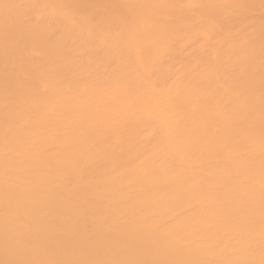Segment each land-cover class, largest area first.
Returning a JSON list of instances; mask_svg holds the SVG:
<instances>
[{"label":"bare ground","instance_id":"obj_1","mask_svg":"<svg viewBox=\"0 0 264 264\" xmlns=\"http://www.w3.org/2000/svg\"><path fill=\"white\" fill-rule=\"evenodd\" d=\"M0 264H264V0H0Z\"/></svg>","mask_w":264,"mask_h":264}]
</instances>
